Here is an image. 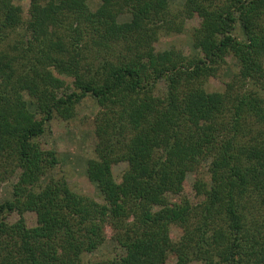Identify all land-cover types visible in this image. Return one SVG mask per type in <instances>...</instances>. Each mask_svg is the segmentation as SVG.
<instances>
[{
    "label": "trees",
    "instance_id": "1",
    "mask_svg": "<svg viewBox=\"0 0 264 264\" xmlns=\"http://www.w3.org/2000/svg\"><path fill=\"white\" fill-rule=\"evenodd\" d=\"M88 96L101 202L42 140ZM2 184L0 264H264V0H0Z\"/></svg>",
    "mask_w": 264,
    "mask_h": 264
},
{
    "label": "rangeland",
    "instance_id": "2",
    "mask_svg": "<svg viewBox=\"0 0 264 264\" xmlns=\"http://www.w3.org/2000/svg\"><path fill=\"white\" fill-rule=\"evenodd\" d=\"M25 10L29 7L30 0H17ZM171 7L176 10L181 7L184 0H170ZM127 18V17H126ZM125 18V19H126ZM197 21L187 20L184 32L173 35H162L159 40V48L165 49L175 46L183 49L186 54H191L194 50L191 38V28ZM236 34L240 38L244 37L243 29L238 24ZM229 65L221 74V77L209 83V89H221L223 81L231 80L232 74L237 71V62L231 56L227 58ZM99 105L95 99L88 96L77 106V116L72 120L61 118L53 119L42 138L45 142L54 147L60 157V164L52 171L53 175H64L71 187L80 193L90 195L98 201H103L101 192L97 185L88 178L86 167L89 158L95 156V146L97 139L94 132V119L99 110ZM206 167L202 169L205 171ZM122 166L117 167L120 171ZM192 179V177H190ZM8 187H10L8 185ZM10 195L6 186L0 185V200H4ZM174 231V235H175ZM113 242L108 240L93 255H87L85 260H100L111 256ZM192 264H198L196 262Z\"/></svg>",
    "mask_w": 264,
    "mask_h": 264
}]
</instances>
